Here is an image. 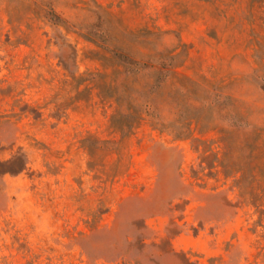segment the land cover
<instances>
[{"label":"rangeland","instance_id":"rangeland-1","mask_svg":"<svg viewBox=\"0 0 264 264\" xmlns=\"http://www.w3.org/2000/svg\"><path fill=\"white\" fill-rule=\"evenodd\" d=\"M0 264H264V0H0Z\"/></svg>","mask_w":264,"mask_h":264},{"label":"trees","instance_id":"trees-1","mask_svg":"<svg viewBox=\"0 0 264 264\" xmlns=\"http://www.w3.org/2000/svg\"><path fill=\"white\" fill-rule=\"evenodd\" d=\"M50 15L52 16V18L60 19L59 16L56 13H54L52 9L50 10Z\"/></svg>","mask_w":264,"mask_h":264}]
</instances>
